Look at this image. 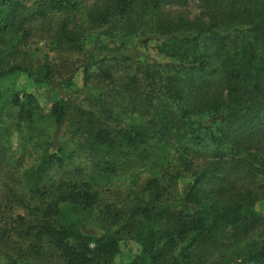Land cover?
I'll return each instance as SVG.
<instances>
[{"label":"trees","instance_id":"trees-1","mask_svg":"<svg viewBox=\"0 0 264 264\" xmlns=\"http://www.w3.org/2000/svg\"><path fill=\"white\" fill-rule=\"evenodd\" d=\"M1 177L4 264H264V0H0Z\"/></svg>","mask_w":264,"mask_h":264},{"label":"rangeland","instance_id":"rangeland-1","mask_svg":"<svg viewBox=\"0 0 264 264\" xmlns=\"http://www.w3.org/2000/svg\"><path fill=\"white\" fill-rule=\"evenodd\" d=\"M21 3H23L26 7H31L33 5H38L40 3V0H19ZM194 3L190 4L189 8L193 11ZM45 33L41 30L36 31L33 35L34 40L33 44L30 46V51L33 53L36 58L40 61H44L45 57H49L50 59L55 58V48L54 46H51L50 40L44 35ZM56 63L58 60L55 61ZM117 70L122 71L123 67L116 68ZM75 83H78V80H75ZM3 89H11V90H18V91H26L29 93L35 94L38 98L40 103L44 107H49V102H45L40 97L43 95L48 96L50 95V91H47L45 88H41L40 90H36L35 86L31 85V83L27 80L25 76L17 75L9 80H7L2 85ZM14 141V140H13ZM13 145L15 146V142H13ZM72 148V147H70ZM29 159L25 160L24 165L29 166L28 163ZM5 172H9L10 166H5ZM6 173V174H7ZM5 174V175H6ZM4 175V176H5ZM153 175V171L144 170L140 173V178L145 179L146 177ZM8 177V176H7ZM16 176L14 177V179ZM129 180L123 179L120 181H110V180H99L97 182V188L100 192V198L102 201L106 203H113L115 201V198L119 194H126V188L130 186ZM8 182H10L7 178L1 177L0 178V185L1 188L4 187ZM11 186V184H10ZM1 189H0V212L3 213V216L5 219H7L6 226L9 224L10 219L14 218L15 215H25L26 213L22 210H16L14 209L13 214L7 212V208L4 206L5 200L1 196ZM7 203V202H6ZM9 206V204H7ZM5 211H3V209ZM255 211L264 217V199H260L258 202L255 203L254 206ZM10 215V216H9ZM0 228H4V224L0 223ZM15 249L14 241H8V242H0V264H4L6 260V255H10L9 253H12ZM139 254V248L138 246L131 240L122 239L120 242V253L119 255L114 259V264H128L131 262L137 255ZM42 264H59L56 259L54 260H44Z\"/></svg>","mask_w":264,"mask_h":264}]
</instances>
